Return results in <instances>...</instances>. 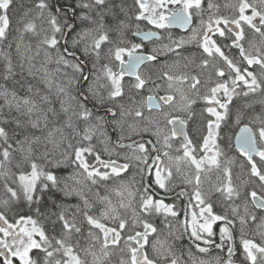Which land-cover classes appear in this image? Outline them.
Listing matches in <instances>:
<instances>
[{"label": "snow or ice", "instance_id": "6c2138e0", "mask_svg": "<svg viewBox=\"0 0 264 264\" xmlns=\"http://www.w3.org/2000/svg\"><path fill=\"white\" fill-rule=\"evenodd\" d=\"M13 3L14 0H0V41L8 38L12 27ZM33 7L41 17L47 13L49 28L41 29L43 38L38 39L34 50L31 45L26 46V52L30 53L26 57L27 76L38 80L47 91H42L25 77L24 55L20 63L21 79L17 83L26 94L20 96L15 90L0 88V98L4 101L0 105V181H3L0 264H17V261L19 264H89L86 258L81 257V252L84 257H92L91 264H105V259L111 256L109 249L120 248L121 241L124 245L121 254L126 258H122L120 264H182L175 254L174 243L169 242L173 234L169 232L162 239V229L154 223L157 216L167 220L178 215L175 206L166 203L167 196L157 193V189L168 193L173 178L170 165L165 163L156 147L161 135L163 147L167 149L172 147L176 138H180L182 143L177 151L182 150L183 156L176 159L195 166L196 190L192 199L196 204L189 202L187 207H198L200 212L199 216L192 212L190 225L185 221V231L191 228V246L199 253L207 254L215 243L213 225L220 222L221 243L215 247L223 248L227 243L228 256L226 259L217 257L216 264H235V219L213 213L208 194L200 190V173L205 164L218 166L220 152L216 141L221 123L231 111L233 97L241 93L247 97L257 91L264 92V0H236L235 4H226L225 7L232 9L231 15L227 16L220 14V6L214 0H133L132 8L127 11L122 4L110 3V0H67L63 5L57 3L55 11L49 0H34ZM129 11L133 15L130 16ZM206 11L207 20L204 19ZM30 12L17 21L22 25L16 28L18 51L25 34L37 33L35 18H27ZM107 13L118 21L114 28L105 23ZM120 13L125 19H119ZM197 21L199 23L194 27ZM143 22H146L144 28L141 27ZM174 28L191 34L175 37L171 31ZM113 32L115 38L111 34ZM249 32L259 37V41H249ZM134 38L139 42H134ZM145 42L153 47L147 49ZM193 42L199 54L185 55L186 46ZM105 46H108V62L101 64ZM225 47L239 50V63L235 57L225 53ZM161 57H164L161 65L164 70L156 79L141 73L142 65L160 63ZM217 57L222 63L212 64ZM5 59L7 63L2 75L7 80L15 73L10 58L5 56ZM53 61L56 67L49 71L47 65ZM169 61L178 73L168 70ZM89 64L92 65L90 70ZM210 67L212 71L208 79L202 80L204 70ZM255 69L259 70V75ZM54 76H59V80H54ZM126 76L134 79L129 86V106L120 104L117 110L116 101L125 96L123 81ZM150 82L152 87H149ZM178 84H186L205 103L202 115L207 113L204 115L206 125L201 124L196 129V136L202 143H194L186 120L165 111L176 104L177 93L185 110L195 103L176 87ZM201 87L204 88L202 94L199 91ZM53 88L59 109L54 107L56 100L51 99ZM146 89L149 95L141 96L137 101L135 95ZM160 91L164 94L159 95ZM145 107L149 112L159 111L164 116L166 124L171 125L168 133L162 134L158 125L156 131H152L153 121L145 116ZM100 111L105 115L96 114ZM126 118H131L133 123H127ZM57 123L58 127L49 128L50 124ZM80 124L84 125L82 133ZM109 126L117 134L114 142L108 138ZM237 127L235 147L246 160L249 176L254 181L251 191L243 192V214L238 211V205L232 208L233 217L239 219L241 226L239 249L244 264H264V215H258L249 208L250 204L255 209L264 210V121L254 130L238 115ZM65 129L71 130V138L79 137L76 144L71 143ZM37 130L41 135L35 134ZM97 133L104 137L103 151H98L92 143ZM145 133L156 136V143L145 139ZM133 134L139 139H133ZM66 140L64 151L57 154ZM125 140L129 142L124 143ZM48 144L53 145L51 150L47 148ZM41 146L44 147L43 152H40ZM200 152L212 154L200 155L198 159ZM17 153L21 154V159L13 172L8 165ZM105 153L107 159L104 158ZM163 156L169 157V152L165 151ZM65 165L74 166L73 170L61 175L66 171L62 167ZM130 172L132 176L128 178ZM224 173L228 177L227 183L215 191L225 201H235L241 197V190L233 186L230 170L225 168ZM109 181L119 182L113 189L119 197L118 205H113L108 196L101 197L97 192L96 197L105 204V208L99 216L91 214L92 205L84 188L91 191V187L99 188ZM187 183L191 184L192 180L188 179ZM58 194L65 198L80 197L83 207L75 205V211L69 215L68 208L72 206L57 203ZM178 195H185L184 190ZM47 201L60 208L58 213L52 214L56 219L51 222L54 233L59 225L58 236H49L40 220L30 214L33 204L40 206ZM25 204L28 213L23 212L22 205ZM129 209L132 212L130 218L126 214ZM36 211L39 212V207ZM9 212L13 213L11 217ZM78 216L82 220L78 221ZM107 221L114 226L109 227ZM85 222L89 228L88 246L82 247L79 240L73 244L72 238L74 234L83 235ZM248 225L256 226L251 237L245 232ZM165 226L171 227L170 224ZM256 236H259V242ZM97 244L100 246L99 254L95 250ZM189 258L192 264H212L211 261H197L191 248Z\"/></svg>", "mask_w": 264, "mask_h": 264}, {"label": "flooded vegetation", "instance_id": "af4514ba", "mask_svg": "<svg viewBox=\"0 0 264 264\" xmlns=\"http://www.w3.org/2000/svg\"><path fill=\"white\" fill-rule=\"evenodd\" d=\"M121 1L128 4V7H130V9L132 8L133 0H121ZM66 2L67 0H49V3L52 6L53 11H55V6L57 5V3L63 5ZM214 2L220 6L219 8L220 14L227 16V15H231L232 9L229 7H225V5L235 4L236 0H214ZM206 7L207 5L205 3V8ZM26 12H29V9L27 6V0H14L13 6H12V13H13L12 14V27L9 31L8 38L4 41H0V72L3 73L4 71V66L7 63L5 56H7L8 58H10L12 62L13 72L15 73L13 76L9 77L7 80L16 78V75L20 76L19 73H20V63H21L22 55H24L25 57L24 75L27 77V79L29 78L27 76V60H26L27 54L16 53L15 44L12 42L13 32H16L17 27L22 26V25H18L17 21L21 17H23ZM108 14H106V17H105V23L114 28L118 21L116 19L110 20L108 17ZM129 15L131 16L133 15V13L129 11ZM32 17H34V15H32ZM207 17H208V13L206 11L204 14V19L207 20ZM27 18L32 19L29 17ZM119 19H125V17L123 16L122 18H119ZM34 22L36 24V29H37V38H36V43H37L38 39L43 38V33L41 32V29L49 28V25L47 24V13H45L43 17L41 16H37V18L35 17ZM198 23L199 22L197 21L196 24H194L193 26L194 27L197 26ZM145 24L146 22H143L141 24V27L144 28ZM171 31L175 37H179L181 35L188 36L191 34L186 30L176 29V28L172 29ZM111 34L115 38V35H116L115 32ZM165 35H167V33H165ZM128 37H131V33H128ZM24 38L29 39V33L25 34ZM254 39L257 41L259 37H256L254 36L253 33L249 32L248 40L251 41ZM134 42H139V39L134 38ZM36 43L32 45V48H35ZM145 43H146L147 49L150 50L153 47L152 44H148L147 42ZM222 43L228 44L230 43V41H222ZM245 47L246 48L248 47L247 42L245 43ZM186 49L187 51L185 52V55H188L189 53H194L196 55L199 54V49L195 42H193L190 45H187ZM224 51L230 57H235L237 60V63L240 62L238 49L225 47ZM107 52H108V46H105L104 51L102 53V59H101L102 62H100L101 64L108 62ZM41 59H42V56H41ZM13 60H15V63L13 62ZM163 62H164V57H161L160 63L154 64V65L153 64L142 65L140 71L145 76L150 75L152 79H156L158 75L164 70L161 67ZM168 63H169L168 70L173 73H178V70L175 67L171 66V61H169ZM181 63H183V61ZM197 63H199V61H197ZM220 63H222V61L220 60L219 57H217L215 60L212 61V64H220ZM47 67L48 69L53 70L55 69L56 65L53 61L51 64L47 65ZM89 68L90 69L92 68L91 64L88 65V69ZM196 71L199 72V69L197 68ZM211 71H212L211 67L209 69H205L201 77L202 80H207L208 75ZM255 71L259 75V70L255 69ZM0 78H2L1 81H6L3 78V75ZM54 80H59V76H56ZM157 82L161 83L163 87H167L165 83L161 81H157ZM123 83H124L125 96L122 100L116 101L117 110L120 104H124L126 107L129 106L128 97L131 94L129 92V86L134 83V79L132 77L126 76L124 78ZM149 87H152L151 82L149 83ZM176 87L181 88L184 91L185 95L190 96L193 100H195V103L191 105V108L189 110H185L184 106L181 104V101H180V94L177 93L176 104L172 108H166L165 111L171 112L172 114L179 116L181 119L186 120L189 135L194 140V143H202V141L199 140L196 136V129L200 128L201 124L206 125V121L204 120V115H207V113H203L202 115L203 109L205 108V103L204 101L199 99L195 93L191 92L188 89L186 84L185 85L178 84L176 85ZM199 91L202 94L204 92V88L201 87ZM22 92H25V91L23 90ZM237 92H240V89H237ZM261 93H262L261 91H257V93L250 94L247 97L243 96V94L241 93L240 95L233 97L232 103L230 105L231 111L229 115L226 117V120L221 123V131L219 133V138L217 139L218 146H219V152H220L217 158L218 166L217 165L205 166L204 168H202V171L200 173V177H201L200 190L208 194V202L213 205V213L218 214V215L226 214L229 219H235L234 228H235V236H236V245H235L236 252L233 255L235 264H244V257L240 254V249H239V233H240L241 226L239 223V219L233 217L232 208L238 205L239 206L238 211L241 214H243L244 205H245L243 192L248 191V190L251 191L252 184L254 182L249 176L250 169L248 167L242 168L243 166H246V160L241 155L239 150L235 147V133L239 131V127H237V118L239 115V118L243 120L244 123H248L249 127H253L254 130L259 128L261 121H264V103L261 101V99H260V103L256 101L259 104V106H262L261 110H263V112L261 111V113H259L258 116L255 114L249 113V111L252 106L251 100H252L253 95H255L258 98V94H261ZM24 94H21V95H24ZM153 94H156V93H153ZM158 94L163 95L164 92L160 91ZM106 95L107 94L105 93V96ZM147 95H149V92L146 89L143 93L135 95L134 98L137 101H139L141 98L140 96L146 97ZM89 107L91 108L92 105L89 104ZM241 110H248V113L247 111H245V114H239ZM96 114L105 115L103 111L97 112ZM144 114L146 117H149L153 121V127H152L153 132L156 131L157 125L159 129L161 130L162 134H166L170 131L171 125L166 124L164 116L159 111L154 110V111L149 112V110L145 107ZM126 119H127V123H133V120L131 118H126ZM228 123L231 124V126L228 125ZM140 126L141 128H143L144 124L141 123ZM225 129H227V135L226 137H222V131ZM107 132H108V138L114 142L117 139V134L113 131L111 126L108 127ZM127 134H128V129H127V125H125V135L127 136ZM133 135H134V137H132L133 139H139V136L135 134ZM75 138L76 140H79V137H75ZM144 138L151 139L153 143H156V139H157L156 136L151 135L150 133H145ZM103 141H104V137L100 136L99 133H97L96 137H94V139L92 140V143L97 147L98 151H103L105 147V143H103ZM123 142L128 143L129 141L125 140ZM223 142H229L231 149L227 151L223 150L224 148L223 147L221 148V145ZM71 143L76 144L77 142L71 141ZM181 143H182L181 139L176 138L172 142V147L170 149L164 148L163 147V135H161L160 143H156V147L160 149V154L162 158L164 159L166 164L170 165L172 169V173H173V178L171 180V183L169 184L170 191L168 193H165L164 191L157 189V193L158 195L167 196L166 203L173 204L175 206V210L177 211L178 215L175 218L168 217L167 220H165L163 216H157L156 218H154V223L157 225L158 228L162 229V232H163V235L161 237L162 239L164 238V236H167L169 232L173 234V238H169V242L174 243L175 254L177 257H179L182 264H192V260L189 258V248H191L192 255L193 257H195L197 261L205 260V261H211L212 264H216L217 257L221 259H226L228 256V251H227L228 244L227 243L224 244L223 248L218 249L215 247V244L221 243L220 238H219L220 222H217L216 224L213 225V230L216 233V235L213 237V240L215 243L210 247L209 252L207 254L199 253L195 249V247L191 246V241L189 239L191 228L188 227L187 232L185 231V227H186L185 221L187 220L189 225L192 221V217H190V214H192L191 212L194 210L199 216L200 209L198 207L196 208L187 207L189 202H191V204L193 205L196 204V201L192 199V196L196 190L194 187L196 171H193L191 169L192 165H190L188 162L176 159L177 156H183L182 150L177 151L178 149H180ZM109 147H111V145H109ZM116 151L119 152L120 149H116ZM165 151L169 152V157H171V159H169V157L163 156V153ZM198 156H200V153H198L197 157ZM104 158L107 159L106 153L104 154ZM113 158L114 159L116 158L115 155L113 156ZM235 160H238L240 162V165H238V168L235 167L236 166ZM39 161L40 163H44L43 160H39ZM257 161H258V158H257ZM10 167H12V163H10ZM68 167L70 169H73L72 167L74 166L68 165ZM225 168L230 170L231 181H232L233 186L240 189L242 193L241 197L239 199H236L235 201H225L224 198L215 191V189L219 187L221 184L227 183L228 177L225 176V173H224ZM177 169H179V171H177ZM131 176H132V173L130 172L128 178H130ZM128 178H124V179H128ZM138 179L139 177L137 176V180ZM188 179L192 180L191 184L187 183ZM114 183H119V182L109 181L107 182L106 185H102L99 188L93 186L91 187V191H89L88 188L86 189L84 188V190L87 192L85 194L87 195L89 202L92 205V207L89 210L91 214L99 216L101 212L103 211V209L105 208V204L97 199L96 193L99 192V195L101 197L107 196L108 188L112 186ZM182 189L184 190L185 195L179 196L178 193H180ZM57 203L65 207L72 206L68 208L69 215H71L72 212L75 211V207H74L75 205L79 204L81 207H83V202L78 196H71V197L65 198L61 194H58ZM47 205H51V202H45L44 204L40 206L36 205V209L37 207H39V212H37L36 209L33 208L31 209L30 214L33 215L34 218H38L40 220V223L44 225V227L47 229L49 236H52V235L58 236L59 235V225H57L56 232L54 233L52 231V223H51L53 220L56 219V216L54 215L53 217H47L44 215L45 214L44 208ZM22 208H23L24 213L29 212V209L26 204L22 205ZM249 208L252 211H255L258 215H264V210L255 209L250 204H249ZM54 211H55L54 213H58L60 211V208L54 207ZM126 214L130 218L132 215L131 210L129 209ZM9 216L11 217L12 215L9 214ZM77 219L78 221H80L82 220V217L78 216ZM200 222L202 223L203 221L201 220ZM107 224L108 226L109 225L114 226L110 221H107ZM166 224H170L171 227L170 228L166 227L165 226ZM88 230H89L88 225L85 222L83 224V235L77 236L74 234L72 238V243L75 244L77 240H79L82 247H87L88 243L86 241V237H87ZM255 231H256L255 225L245 226V232L250 237L253 235ZM126 234L127 233L123 235H126ZM175 237H178V239H174ZM255 239L257 240V242H259V236H256ZM102 240H103V237L101 234V242ZM201 246L203 247L204 245L201 244ZM122 248H124V245H123V242L121 241L120 248H110L109 249V251L111 252V256L114 254H120L122 256L121 254ZM95 250L97 254H99L100 252L99 244L96 245ZM80 254L82 258L87 259L88 257H90V256L84 257L83 252H81ZM33 255H35V252L33 253ZM123 258H126V256ZM87 260L89 261L90 259H87ZM17 264H19L18 261H17Z\"/></svg>", "mask_w": 264, "mask_h": 264}, {"label": "rangeland", "instance_id": "374dc122", "mask_svg": "<svg viewBox=\"0 0 264 264\" xmlns=\"http://www.w3.org/2000/svg\"><path fill=\"white\" fill-rule=\"evenodd\" d=\"M35 15L36 16H34V17H32L31 15H29L28 17L29 18H37V16H39V15H37V13H35ZM36 38H37V33L36 34H32V33H30L29 34V39H23V41L21 42V47H20V50L18 51L17 50V46H15V52L16 53H22V54H27V55H29L30 53H28V52H26V46H28V45H33V44H35L36 43ZM18 40H19V34L17 33V32H13V34H12V42L15 44V45H17V42H18ZM259 41V39H257V42ZM35 48H33V50H34ZM40 65H39V63H37V67H39ZM49 71H52L51 69H49ZM26 77V76H25ZM56 78V76H54L53 77V79H55ZM16 79H18V81L21 79V76H17L16 75V78L10 83V84H7L6 82H4V81H1L2 80V78H0V88H5V89H8L9 91H13V90H15V91H17V94L18 95H20V96H24L26 93L25 92H22L23 90L22 89H20V86H19V84L17 83V81H16V83H15V80ZM28 81L30 82V83H32V84H34V85H36V86H38L42 91H47V89L45 88V86L42 84V83H39L38 82V80H33L31 77H29L28 78ZM9 85V86H8ZM25 93V94H24ZM21 94H24V95H21ZM51 99H53V100H56V103H55V105H54V107H56L57 109H59V101L57 100V98H56V95H55V88H53L52 89V92H51ZM260 99H261V101L264 103V92H262L261 94H258V98H257V100L256 101H258V103H260ZM253 101H254V99L252 100V103H253ZM0 103H4V101H3V99L2 98H0ZM254 103H257V102H254ZM253 103V104H254ZM1 104V105H2ZM252 104V105H253ZM5 110H7V109H5ZM263 111V110H262ZM12 115L13 116H15L16 115V113H15V111H13V113H12ZM22 119H23V117H22ZM50 119H51V117H50ZM59 126V124L57 123V124H50L49 125V128H52V127H58ZM84 126H81L80 125V131H81V133H82V128H83ZM65 131H66V133H68V135H69V137L71 138V130H69V129H65ZM35 134L36 135H41V133L37 130L36 132H35ZM58 138V137H57ZM71 141H73V142H77L78 140H76V138H71ZM67 143H68V141L66 140L65 142H64V144L63 145H61V147L57 150V154H59V152H63L64 151V149H65V147H66V145H67ZM216 143H217V145H218V142L216 141ZM52 147H53V145L52 144H48L47 145V148L49 149V150H51L52 149ZM44 151V147L43 146H41L40 147V152H43ZM213 151H216L215 149H213ZM212 153H208V154H204V153H202V152H200V155H211ZM198 159H199V156L197 157ZM217 158H218V156H217ZM205 166H209L208 164H205V165H203L202 166V168H204ZM62 167H64V168H66V171L65 172H62L61 173V175H66L67 174V172H71L73 169H70L69 167H68V165H65V166H62ZM73 168V167H72ZM193 171H196L195 170V166L194 165H192V168H191ZM194 180V179H193ZM110 184H112V183H110ZM117 184L118 183H114L112 186H110L109 188H108V193H107V196L109 197V199H111L112 200V203H113V205H118V202H119V197H117L116 196V194H115V191H113V189H115L116 188V186H117ZM115 185V186H114ZM86 188H88V187H85V189ZM111 188V189H110ZM112 190V191H111ZM85 191V190H84ZM85 193H87L86 191H85ZM118 198V199H117ZM47 202H50V201H47ZM48 207H45L44 208V211L47 209ZM194 211V210H193ZM192 211V212H193ZM48 212H49V210H48ZM191 212V213H192ZM121 213L122 214H124V210H121ZM44 214V213H43ZM45 215V214H44ZM130 216V215H129ZM190 217H192V214H190ZM111 222V221H110ZM110 227H112V225H109ZM90 256V255H89ZM123 257L120 255V254H114V255H112V256H110V257H108V258H106L105 259V264H120V260L122 259ZM87 259H90L89 260V264H91V261H92V257L90 256V257H88Z\"/></svg>", "mask_w": 264, "mask_h": 264}, {"label": "trees", "instance_id": "16d2710c", "mask_svg": "<svg viewBox=\"0 0 264 264\" xmlns=\"http://www.w3.org/2000/svg\"><path fill=\"white\" fill-rule=\"evenodd\" d=\"M110 3H115V4H122L124 7H125V10L127 11V10H129L130 9V7H128V4H126V3H124V2H122L121 0H110ZM33 5H34V0H27V6H28V9L29 10H31V12H30V15L32 16V15H34L35 16V13H37V11L34 9V7H33ZM119 10L117 9V12H118ZM108 14V13H107ZM124 15H123V13H120L119 14V18H122ZM108 17H109V19L111 20V19H113V16H112V14L111 13H109L108 14ZM30 34V33H29ZM13 62L15 63V60H13ZM0 77H2V72H0ZM15 78H12V79H10V80H6V81H4V82H6L7 84H10L13 80H14ZM16 81H18V79H16L15 80V83H16ZM251 97V96H250ZM254 99V101H253V103L254 102H256V100H257V97L255 96V95H253V97H252V100ZM252 100H251V102H252ZM252 103V104H253ZM2 103H0V105H1ZM261 108H262V106H259V104L258 103H254L252 106H251V109H250V111H249V113H251V114H255V115H259V113H261ZM245 111H247V113H248V110H241L240 112H239V114H245ZM254 111V112H253ZM257 111V112H256ZM5 112H7V110H5ZM263 112V111H262ZM246 122H248V121H246ZM81 126H84L83 124H80ZM228 125H230L231 126V124H229L228 123ZM79 128H80V126H79ZM82 131H83V128L81 129ZM226 135H227V129H225V130H223L222 131V137H226ZM224 148L223 150H230L231 149V147H230V143L229 142H223L222 143V145H221V148ZM37 155H39V153H37ZM21 159V154L20 153H17V154H15V156H14V158H13V160L11 161V163H12V167H10V164L8 165V167L13 171V172H15L16 171V164H17V162L19 161ZM236 161V168H238V165H240V162L238 161V160H235ZM37 162L38 163H40V161L39 160H37ZM242 168H246V166H243ZM2 184H3V181H0V197H2L3 196V188H2ZM19 203V202H18ZM46 207H48L46 210H45V216H47V217H53L54 215H52L55 211H54V207L55 206H53L52 204L51 205H47ZM36 209V204H33L32 205V209ZM15 210H19V209H14V211ZM48 210H49V212H48ZM9 214H13L12 212H9L8 213V215Z\"/></svg>", "mask_w": 264, "mask_h": 264}, {"label": "bare ground", "instance_id": "6f19581e", "mask_svg": "<svg viewBox=\"0 0 264 264\" xmlns=\"http://www.w3.org/2000/svg\"><path fill=\"white\" fill-rule=\"evenodd\" d=\"M39 32V31H38ZM41 34V33H40ZM39 34V35H40ZM16 46V45H15ZM107 51V50H106ZM105 60V59H104ZM102 62V61H101ZM90 69V68H89ZM141 97V96H140ZM126 102V101H125ZM254 112V111H253ZM257 112V111H256ZM254 114V113H253ZM143 126V125H142ZM166 128V127H165ZM145 135V134H144ZM113 137V136H112ZM133 137H134V135H133ZM104 147V146H103ZM241 171H242V169H241ZM115 186V185H114ZM111 189V188H110ZM112 191V190H111ZM249 191V190H248ZM118 199V198H117ZM156 218V217H155ZM48 226V225H47Z\"/></svg>", "mask_w": 264, "mask_h": 264}]
</instances>
